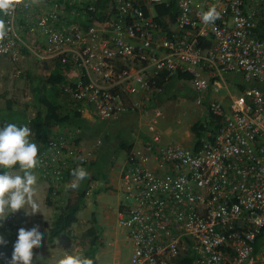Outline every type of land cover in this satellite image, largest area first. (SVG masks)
Returning <instances> with one entry per match:
<instances>
[{"label":"built area","instance_id":"2783aa9c","mask_svg":"<svg viewBox=\"0 0 264 264\" xmlns=\"http://www.w3.org/2000/svg\"><path fill=\"white\" fill-rule=\"evenodd\" d=\"M101 1L21 0L0 12V58L15 75L24 53L56 63L68 109L88 122L151 114L117 175L127 264H264V41L256 38L264 0H175L165 27L155 7L169 0ZM212 8L219 17L205 24ZM176 73L189 76L196 105L214 94L201 122L219 127L196 148L191 132V147L162 143L163 116L148 108ZM100 146L62 135L40 146L35 173L51 200L64 174L94 162ZM21 227L17 212L0 221V264H10Z\"/></svg>","mask_w":264,"mask_h":264},{"label":"rangeland","instance_id":"374dc122","mask_svg":"<svg viewBox=\"0 0 264 264\" xmlns=\"http://www.w3.org/2000/svg\"><path fill=\"white\" fill-rule=\"evenodd\" d=\"M25 58L22 65L19 67V75H15L13 72L14 66L9 65L5 60L0 59V109L4 108L3 101L11 100L13 111L23 112L26 119L31 118L34 115V101L29 92V86H31V80L37 77H43L48 74L53 65L50 62H39L31 53H24ZM231 79L229 76L224 77L225 85L229 87V92H233L230 87ZM235 80L241 82L238 78ZM242 83V82H241ZM243 84V83H242ZM222 90L220 93H224ZM56 101L62 105L65 104V108L68 107V103L59 94L53 95ZM214 94L210 93L205 96L200 105H196V94L189 87L188 81H176L170 88H166L165 94L161 95L155 101H151L148 104L150 110L156 109L159 111L163 118L156 119L155 127L159 131L162 143H174L182 147H191L192 135H190L189 127L195 122H201L205 118V104L212 100ZM67 106V107H66ZM1 117V115H0ZM127 115L119 117L116 121H99L92 119L93 121L87 123H93L91 129L87 130V139H83L78 143H83L84 146H88L90 142L98 140L101 146L98 150L103 151L107 146L104 141H108L113 138V147L120 140L130 142L131 145L137 134H141L145 130L147 119L151 118V114L148 116L140 115L136 120V127L129 133L121 131L122 120L128 119ZM7 119V118H5ZM62 136L70 137L72 141V133L65 132L59 134ZM57 135L51 134L47 137L51 139ZM33 142H37L42 145V140L35 139ZM124 152L113 149L110 157L111 160L105 170L106 179L104 184H98L88 182L87 184L81 181L79 188L71 190L66 188L73 177L69 180L63 181L58 188L56 198L51 200L50 207H46L44 200L46 197V190L44 184L37 177V183L35 185V197L40 203V212L32 215L25 213L23 209L17 213L21 221L26 226V229H30L34 225H38L41 231L44 233V238L40 247V251L44 252H58L62 249V254L67 255H85L88 246L87 239H81L82 234L89 227L98 235L101 239V245L98 242L96 251L104 250L101 253V259H97L94 264H127L129 256V244L126 243L121 230L116 226V214L115 209L117 203H123L121 195L116 191L118 181L117 175L124 162ZM97 158V157H96ZM86 187L85 191H88L83 199V207L76 214V223L69 229V234L64 237L61 235L57 239H48V230L51 221L53 220L56 211V206H63L67 202H74L76 195L82 189ZM119 201V202H118ZM31 211V209H27ZM94 219V221H93ZM37 248L33 250L37 253ZM77 250V251H75ZM95 255V254H94Z\"/></svg>","mask_w":264,"mask_h":264},{"label":"trees","instance_id":"16d2710c","mask_svg":"<svg viewBox=\"0 0 264 264\" xmlns=\"http://www.w3.org/2000/svg\"><path fill=\"white\" fill-rule=\"evenodd\" d=\"M107 0L101 1L100 5L103 6ZM155 11L158 14V22L162 27H165L166 23L171 24L176 15L175 0H169L167 7L163 5L155 7ZM256 38L260 41H264V27L261 24L257 25ZM1 59V58H0ZM53 67L46 76L37 77L32 79L31 86H29V92L34 101V115L26 119L23 112L13 111L11 100L7 99L3 101L4 108L0 109V127L4 126V123H15L17 126L27 125L33 132V137L38 140H42V144L47 141V137L51 134L59 135L66 131L73 134V143L77 144L83 139H87V130L91 129L92 124L87 123L86 120L80 118L76 112L71 109L65 108V104L58 103L53 96L54 94H60L63 99L68 103V100L59 91V86L63 84V77L60 73V67L56 63H52ZM189 76L186 74L176 73L169 78L168 84L162 90L161 95L165 94L166 88H170L176 81H187ZM160 97V96H159ZM67 107V106H66ZM128 119L122 120L121 131L129 133L136 127L137 117L135 114H125ZM124 116V115H123ZM122 117V116H121ZM7 118V119H5ZM119 119V118H117ZM116 119V120H117ZM114 120V121H116ZM219 127L218 121L212 117H208L204 122H195L189 130L194 138L193 148H196L199 144L198 140L206 133L213 135ZM209 140V138H207ZM107 145L103 151H100L94 162L89 163L84 168L89 173V178L83 180L84 183L93 182L98 184H104L106 179L104 168L109 165L111 160L110 154L113 149L123 151L124 154L131 146L130 142L120 140L116 147H113V138L108 141H104ZM72 171L64 174L63 181L72 178ZM86 187L77 193L74 202H67L63 206H56V214L49 225L48 239L51 241L54 238L69 234L70 227L76 223V214L83 207V199L85 198ZM44 200L45 206L50 207L51 196L49 192H46ZM81 239L88 240L87 251L85 255L93 261L94 253L98 247V236L89 227L83 232ZM94 264V262H93Z\"/></svg>","mask_w":264,"mask_h":264},{"label":"clouds","instance_id":"9594fccd","mask_svg":"<svg viewBox=\"0 0 264 264\" xmlns=\"http://www.w3.org/2000/svg\"><path fill=\"white\" fill-rule=\"evenodd\" d=\"M35 2V0H32ZM21 0H0V12L10 15ZM219 17L215 8L202 14V21L211 24ZM7 35L6 26L0 21V40ZM33 132L27 125L17 126L15 123H4L0 127V221H4L10 214L23 209L26 214L40 212V203L35 197L37 175L35 169L39 165L38 152L40 144L33 142ZM73 179L66 188L76 190L80 182L89 178L84 167L78 166L72 170ZM27 209H31L28 211ZM44 233L38 225L30 229H18V237L10 264H34L33 249L41 246ZM7 241L0 235V245ZM55 264H93V261L81 255H64Z\"/></svg>","mask_w":264,"mask_h":264},{"label":"crops","instance_id":"0c3cea01","mask_svg":"<svg viewBox=\"0 0 264 264\" xmlns=\"http://www.w3.org/2000/svg\"><path fill=\"white\" fill-rule=\"evenodd\" d=\"M42 182V181H41ZM43 184H44V186H45V190H46V185H45V183L44 182H42ZM86 192H88V191H86ZM119 202V201H118ZM117 205H118V203H117ZM117 207V206H116ZM115 211H116V209H115ZM93 221H94V219H93ZM123 235V234H122ZM61 236V235H60ZM60 236H58V237H60ZM98 236V235H97ZM58 237H56V238H54V240L55 239H57ZM98 240H99V244L101 245V239L100 238H98ZM39 248H37L36 250H37V253H36V251H34L33 250V252H34V254H35V256H38L37 258H36V260L34 259V263L35 264H55V261L56 260H58L59 258H62L64 255H66V254H62V249H60L58 252H42V251H40V250H38ZM104 252V250H100V251H96L94 254V260H95V263H96V260L97 259H101L102 257H101V253H103Z\"/></svg>","mask_w":264,"mask_h":264}]
</instances>
